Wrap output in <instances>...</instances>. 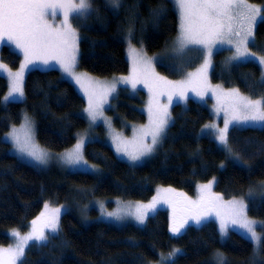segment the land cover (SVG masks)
Masks as SVG:
<instances>
[{
	"label": "trees",
	"instance_id": "trees-1",
	"mask_svg": "<svg viewBox=\"0 0 264 264\" xmlns=\"http://www.w3.org/2000/svg\"><path fill=\"white\" fill-rule=\"evenodd\" d=\"M251 1L264 5V0ZM92 4L95 11L79 21L78 27L73 21V26L80 35L78 68L95 76L110 78L128 72L125 37L130 28L131 41L150 55L164 53L178 35V11L171 0H122L118 11L106 0H92ZM161 7L163 14L156 15ZM254 37L255 47L250 43V49L264 55V21L258 23ZM1 57L12 69L21 64L20 55L8 45L2 47ZM220 59L216 57L211 74L215 84L239 88L253 99L264 96L258 63H237L231 70L220 72ZM168 67L158 64L161 71ZM175 74L181 78L185 75ZM7 90V78L0 74V246L12 242L11 230L26 232L45 204L68 206L59 216L60 231L46 244H31L22 264H152L160 260V254L173 249L180 252L167 264H212L218 252L226 258V264H264V249L254 255L252 242L234 231L222 238L214 221L206 222L214 225L211 229L191 228L175 236L170 232V219L162 211L139 228L132 223L118 226L94 220L95 209H82L97 197L106 199L108 207L115 199L144 202L159 186H173L193 195L200 183L215 177L223 197H247L245 193L264 185V126L233 127L230 145L240 159H231L215 138L200 135L213 118L210 108L189 99L185 105L172 107V122L160 147L143 164L131 165L118 158L105 140L91 138L85 143L84 156L97 166L96 171L58 167L43 170L14 154L4 139L5 133L28 114L43 147L52 151L69 149L87 128L86 101L57 68L28 70L22 100L3 102ZM144 103L142 90L131 93L123 88L107 112L117 129L124 122L142 124L146 121ZM96 130L102 133L100 126ZM246 203L248 215L264 221V197L251 196ZM261 231L264 233V229Z\"/></svg>",
	"mask_w": 264,
	"mask_h": 264
},
{
	"label": "snow or ice",
	"instance_id": "snow-or-ice-1",
	"mask_svg": "<svg viewBox=\"0 0 264 264\" xmlns=\"http://www.w3.org/2000/svg\"><path fill=\"white\" fill-rule=\"evenodd\" d=\"M106 2L116 11L122 7V0ZM171 2L178 9L179 17V35L175 50L183 52L190 45L204 49L205 55L200 68L195 73H188L185 80L177 82L159 76L153 67L152 58L147 57L143 49L138 50L132 46L133 35L130 28L126 39L129 44L128 53L132 59V74L128 77L114 78L113 82H99L92 80L86 73L76 72L80 41L77 27L79 21L95 11L92 0H0V45L7 43L9 47L23 55V63L20 64L18 71L14 72L8 65L0 63V73L6 74L11 81L10 90L3 98L4 101L24 96L25 71L30 70V65L35 67L38 62L44 65H51L53 62L58 64L68 77L84 89L88 97L85 112L92 122L103 117V105L116 91L117 83L130 84L133 89L138 83L144 84L151 94L148 102L149 124L136 129L131 141L115 133V130L112 135L116 152L135 162L151 154L160 142V137L171 120L168 108L174 96L180 100H187V93L191 91L203 99L205 95L211 93L217 99V113L222 110L225 112L224 127L218 129L217 139L220 145L232 152L227 135L229 125L264 124V96L253 99L242 94L239 88L227 92L220 86L213 88L208 81V70L212 65L213 48L217 44L234 45L235 52L229 58L230 61H257L262 66L260 85L264 89V55L257 56L255 52L249 51L250 43L255 47L254 28L258 19L264 21V8L253 5L248 0H171ZM163 12L164 9L161 7L155 14L162 15ZM58 16L61 17L59 24H55ZM73 21L77 22V27L73 26ZM161 96L167 97V105L160 104ZM222 98L225 101L224 105L221 104ZM24 119L23 138L15 128L8 136L14 141L19 153L40 164H47L50 154L46 149L36 145L31 121L27 116ZM108 123L111 127L110 121ZM205 128L216 129L217 125L207 124ZM149 136L151 142L145 143ZM84 143L82 137L73 149L62 154L63 161L69 165L87 166L88 161L83 155ZM90 167L85 170H89ZM214 183L215 178L199 186L201 195L197 201L191 200L183 193H175L183 197L182 215L177 219L176 208L173 207L170 232L179 236L189 220L199 225L202 221L215 216L219 219V232L222 238L228 235L231 227L246 234L253 243L254 252L264 249V233L257 232V226L264 229V221H255L248 217V205L243 199H232L225 204L221 196L211 194ZM161 193H174V190L161 189L147 204H129L116 211L106 212V215L116 220L132 217L143 225L149 214L156 211L159 203H170L167 199L162 200ZM249 196L251 197V191ZM100 208L104 209L102 203ZM185 209L196 211L184 215ZM59 216V208L50 209L49 205L45 204L44 211L31 222L30 232L21 235L18 231H13L12 235L17 237V242L14 247L0 249V264H17L18 261L22 264L30 242H35L31 246L46 244L49 241L46 229L53 234L60 231ZM179 252L180 249H173L167 256L160 254V264L174 260ZM212 264H226V258L218 252L214 255Z\"/></svg>",
	"mask_w": 264,
	"mask_h": 264
},
{
	"label": "rangeland",
	"instance_id": "rangeland-1",
	"mask_svg": "<svg viewBox=\"0 0 264 264\" xmlns=\"http://www.w3.org/2000/svg\"><path fill=\"white\" fill-rule=\"evenodd\" d=\"M248 2L251 3V4H253V5L259 6L261 8H264V5H262V4L252 2L251 0H248ZM177 11H178V9H177ZM60 18L61 17L58 16L56 18V20H55L54 23L55 24H59ZM260 21L261 20H259V19L257 20V23H256L255 28H254V35H255L256 27H257V25H258V23ZM50 22H52L51 19H50ZM178 35H179V28H178ZM178 35H177V37H178ZM126 37H125V42H126V56H127L128 61H129V70H128L127 73L121 74V75H117V76H113V77H110V78H102V77L95 76V75H93V74H91V73H89L87 71L81 70L80 68H78V64L76 65V72L77 73H86L89 77L92 78V80L99 81V82H113L114 78L128 77V76H130L132 74V59H131V56L128 53L129 44H128V40L126 39ZM177 37L173 39V42H172L171 46L164 53L163 52H160V53L153 54V55L148 54L146 52V50L144 49L143 46L136 45L132 41H131V43H132V46L133 47H135L138 50L143 49V51L147 55V57L152 58V60H153V67L155 69V72L159 76L165 77L169 81L177 82V81L185 80L187 78L188 73H195L197 71V69L200 68L201 64L203 63V59H204V55H205L204 49H202V48H200L199 46H196V45H190L183 52L176 51L175 48H176ZM4 45H8V44L7 43H4V44L0 45V63H4V64L8 65V67L12 71H14V72L15 71H18L19 68L18 69H12L11 66L8 64V62H6V61H4L2 59V57H1V49H2V47ZM15 51L19 54L18 50H15ZM249 51L253 52L250 49V44H249ZM234 52H235L234 45L217 44L213 48L212 65H211V67L208 70V81H209V84H210L211 87L215 88L216 86H220V88L224 92H227V91L231 90V89L226 88L225 85L215 84L212 81L211 74L213 73V71L215 69V59H216L217 56H220L221 57L220 61H217L219 63V66H220L219 67V71L220 72H227V71H229V70L232 69V67H233L234 64L246 62V61H230L229 58L231 56H233ZM19 55L21 57V64H22L23 63V55L22 54H19ZM256 55L257 56H261L262 54H257L256 53ZM249 61H254V62L258 63L255 60H249ZM159 63H163V65L169 66L167 68V71H161L158 68V64ZM260 67L262 69V66L261 65H260ZM32 68H45V69H47V68H57V69H59L62 72V74L67 79H69L70 81L73 82V84L75 85V87L77 88V90L79 91V93L84 97V99L86 101V107H85V109L87 108V106H88V97L85 94L84 89H82L79 85H77L72 78L68 77L67 74L63 72V70L60 68V66L58 64H55L53 62L51 65H44V64L38 62L35 67H33L31 65L29 66V69H32ZM27 71L28 70H26L25 73ZM179 72H183V74H185V75L182 78L181 77H176L175 76L176 75L175 73H179ZM0 74L4 75V77H6V74H4V73H0ZM7 81H8V90L5 93L4 97L7 96L8 92L10 90L11 81H10L9 78H7ZM87 86L88 85H86V87ZM123 88L129 90L131 93H135V92H137L139 90H142L145 93V103L143 105V111L146 114V121H145V123H142V124H132V123L124 122L123 123V126L120 129H117L115 127L114 122H113V118L108 114L107 109L110 106V103H111L112 99L114 97H116L117 94H118V92H119V90H121ZM23 91H24V80H23ZM240 92L242 93V91H240ZM187 95H188V99L187 100H180L176 96L173 97L172 104L168 108V111H169L170 116H171V120L169 121L167 127L165 128V131L162 133V135L160 137V142L156 145L155 150L151 154L142 157L139 161H135V162L130 161L127 158V156H124V155H122L120 153H117L116 150H115V144L112 141V135H113V130H115V133H119V134L122 135V137L124 139L131 141L133 139L134 132L136 131V129H138L140 127H143V126H146V125L149 124L148 102L151 99V94L149 93L148 88L145 87L144 84H139L138 83L137 84V87L135 89H133L130 84L117 83L116 91L114 93H112L108 97L107 103L103 105V117L102 118L98 119L95 122H92L88 118L87 113L85 112V116L87 118L88 125H87V128L85 130H83L79 134L78 140L75 142V144L82 137L84 138L85 143L88 140H90L91 138H93V139H102V140H105L112 147V149L114 150V152L118 156V158H120V159H122V160H124V161H126L128 163H130L131 165H140V164H143V163L149 161L152 158V156L155 154V152L158 150V148L160 147V145H161V143L163 141V137H164V135H165L168 127L171 125V122H172V107L175 104L185 105V104H187V101L189 99H194V100L200 102L201 104L207 105L210 108V111H211V113L213 115L212 116L213 118L207 124H215V125H217V128L216 129L205 128V125H204L203 128L200 131V135L201 136L204 135V134L210 135L213 138H215V140L217 141V143L220 145V143H219V141L217 139V135H218V129H221V128L224 127L225 112L222 110L219 113H217V111H216V106H217L216 96L212 95L211 93H208L207 95H205L203 97V99H201L200 97L196 96L195 93H193L191 91H189L187 93ZM23 98H24V96L22 98L21 97H17L15 100H9V101H4V99H3V102L8 103L10 101L22 100ZM160 104L161 105H167L168 104V101H167V97L166 96H161L160 97ZM221 104L222 105L225 104V101L223 100V98L221 99ZM25 116L29 117V119L31 121V130H32V134L34 136V141H35L36 145H38L39 148L46 149L48 151V153L50 154V158H49L47 164H40L39 162L33 160L32 158L27 157L26 155L19 153L16 150V148H15L14 141L8 136V134L12 131V129L15 128V129L19 130V134L23 138L24 125H25V119H24V117ZM109 121L111 123V127H109V123H108ZM99 126L101 127V131H102L101 134L96 130V128H99ZM235 126H239V128H243V127L262 128L264 126V124H252V123H249V124H237V123L230 124L229 125V128H228V133H227L229 145H230V140H229L230 139V130L233 127H235ZM4 139H5L6 142H8L9 144H11L12 152L14 154H16L22 160H24V161H26V162H28V163H30V164H32V165L40 168V169L48 170L50 167H58V168H65V169H68V170H85V168H87L88 166H91L89 168V170H87V171H96L97 170V166L95 164H93V163H90V162H88V165L87 166H83V165H69V164H66L63 161L62 154L66 153L67 151H69L71 149H73L74 146H75V144L72 147H70L69 149H66V150H63V151H52L50 149H47V148L43 147L37 141L35 122L30 118V116L28 114H24L23 115V119H22V121H21L20 124L15 125V126H12L11 129L8 132L5 133ZM150 142H151V137L149 136V137L146 138L145 143H150ZM85 143H84V147H85ZM220 146L227 152V155H228L229 158H231V159H234V158L237 159V157L233 153V150H232V152H229L223 145H220ZM83 155H84V148H83ZM84 158H85V156H84ZM241 164L246 165L245 163H241ZM224 165H225V163H223V166ZM212 179H210L209 181H211ZM209 181L204 182V183H200L195 188V193L193 195H191V194H189V193H187V192H185V191H183L181 189L175 188L173 186H159V187H157V189H155V193L153 194V197L157 196L158 191L161 190V189H173L174 190V193H161L162 200L163 199H167V200L170 201V203H159L157 205L156 211L154 213H156L157 211H162V212L166 213L167 216H168V218L171 221V226H172V221H173V207L176 208L177 219H179L180 216L182 215L181 208H182L183 197L177 196V195H175V193H183V194H185L186 197L190 198L191 200L197 201V200H199L200 195H201L200 194V191H199V186L201 184H207V183H209ZM216 183H217V178L215 177V183L212 186L211 194L221 196L223 198V201L222 202L226 204L230 200L227 199V198H225V197H223V195L220 193V191L217 190ZM256 189H257V191L251 190V196H254L255 199L263 198L264 197V185L263 184H260V185H258L256 187ZM249 192L250 191H248V193H245V194H247V197H241V198H236V199L237 200L243 199L244 202L246 203L247 198H250L249 197ZM206 195H208V194H206ZM153 197H151L149 200L144 201V202L143 201H139V200H130V199H125V200H123V199H115L114 200V205L112 207H108L107 200L106 199L97 197V198H95V200L91 201L90 204L87 207H84L82 209H83V211H86L89 206L90 207L88 208V210L95 209L97 211V214L95 215L94 220H102V221H105V222H110V223L116 224L118 226H124V225H126L128 223H132L135 226H137L139 228H142V227H145V225L147 223V220L149 218L146 220V222L143 225H141L137 221H135L132 217H125L122 220H116L115 218L108 217L106 215V212L116 211L118 208L124 207V206L129 205V204H136V203H144V204H147V203H149L153 199ZM231 199H235V198H231ZM101 203L104 205V209L103 210L100 208V204ZM49 207H50V209L59 208L60 209V216H61L62 212L64 210H66V208L68 206L67 205H56V206H53L52 205V206H49ZM78 208H79V206H78ZM43 211H44V208H43V210L41 212H43ZM195 211L196 210L185 209V211L183 212V214L184 215H190V214H193ZM154 213H150L149 214V217H151ZM247 215H248V213H247ZM39 216H40V214L37 217H39ZM37 217H35L33 220L37 219ZM248 217L250 219H252V220H255V221H261L259 219H254V218L250 217L249 215H248ZM89 220H92V219H89ZM208 221H214V222H216V225H217V228H218V231H219V219L216 218L215 216H212L211 218L202 221L201 224H199V225H197L194 221L189 220L188 221V224L186 225V227L182 230V233H185L186 231H188L191 228H199L200 230H208V229H211V227L214 226V225L213 224H207L206 222H208ZM13 231H18V230L13 229V230L10 231L9 234L12 237V242L9 245H7V246H0V249H7V248L14 247L15 243L17 242V237H15V236L12 235ZM30 231H31V224H30L29 229L26 232H24V233L19 232V231L18 232L21 235H26ZM45 231H46V234L49 235V237L52 236V235H54L53 233H50L47 229ZM231 231L237 232V233L241 234L242 236H244L245 238H247L246 234H243L242 230H234V229H232L230 227L228 234ZM257 232L258 233H262L260 226H257ZM223 238H225V237H223ZM34 243L35 242H30V245L31 244H34ZM253 249H254V246H253ZM25 252H26V250H25ZM258 252H254V255H257ZM163 255L164 256H167L168 254H166V255L163 254ZM213 258H212L211 261H213ZM19 263L20 262L18 261L17 264H19ZM152 264H160V260L159 261H156V262H153Z\"/></svg>",
	"mask_w": 264,
	"mask_h": 264
},
{
	"label": "bare ground",
	"instance_id": "bare-ground-1",
	"mask_svg": "<svg viewBox=\"0 0 264 264\" xmlns=\"http://www.w3.org/2000/svg\"><path fill=\"white\" fill-rule=\"evenodd\" d=\"M260 4V3H259ZM56 169V168H55ZM89 212V211H88ZM89 214V213H88Z\"/></svg>",
	"mask_w": 264,
	"mask_h": 264
}]
</instances>
